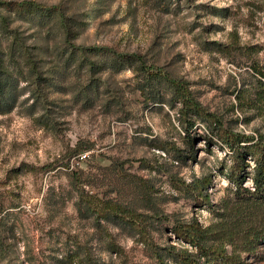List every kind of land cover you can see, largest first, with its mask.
I'll return each mask as SVG.
<instances>
[{
	"label": "rangeland",
	"instance_id": "rangeland-1",
	"mask_svg": "<svg viewBox=\"0 0 264 264\" xmlns=\"http://www.w3.org/2000/svg\"><path fill=\"white\" fill-rule=\"evenodd\" d=\"M253 66L264 72V0H0V264H179L177 252L206 264L173 229H215L234 158L192 116L187 137L180 104L148 73L264 143ZM74 179L136 212L149 241L87 213ZM207 179L199 206L184 186ZM225 249L264 264V245Z\"/></svg>",
	"mask_w": 264,
	"mask_h": 264
},
{
	"label": "trees",
	"instance_id": "trees-1",
	"mask_svg": "<svg viewBox=\"0 0 264 264\" xmlns=\"http://www.w3.org/2000/svg\"><path fill=\"white\" fill-rule=\"evenodd\" d=\"M48 11L50 12V10ZM121 59L127 63L140 62L139 57L135 55H131V57L125 55ZM252 70L256 76V87L253 89L254 102L264 110V72L255 66L252 67ZM148 74L149 84L165 82L169 86L173 102L179 103L181 106L178 110L179 124L186 132L187 137H190L189 132L194 126L192 118L203 121L210 128L211 135L227 148L234 158L225 174L227 180L235 186L233 197L226 203L222 212L218 213L219 221L214 225L215 229L212 227L203 228L193 221L190 224L176 226L173 229V234L194 248L200 257L206 260V264L212 260H219L225 264H241L238 256L227 253L225 249L227 246H231L236 252L246 253L255 251L264 245L263 139L260 137L255 140L252 136L241 135L223 128L214 115L207 113L193 99L190 91L181 81L166 78L157 70ZM190 116H192L191 119H189ZM206 139L209 138L206 137ZM247 159L253 163L250 173H245V169L248 167L245 163ZM245 174H249V176H245ZM246 177L251 180L252 191L242 187V182ZM73 184L79 194L80 204L87 213L93 214L97 220L129 224L145 242L149 241L147 229L136 212L84 192L76 179ZM209 184L210 181L207 179L190 189L189 185H185L184 188L194 195L196 204L209 207V196L202 192ZM176 256L179 264H199L187 252H177Z\"/></svg>",
	"mask_w": 264,
	"mask_h": 264
}]
</instances>
